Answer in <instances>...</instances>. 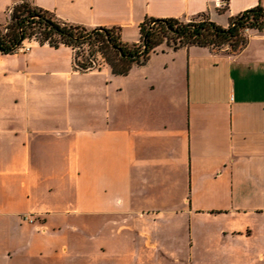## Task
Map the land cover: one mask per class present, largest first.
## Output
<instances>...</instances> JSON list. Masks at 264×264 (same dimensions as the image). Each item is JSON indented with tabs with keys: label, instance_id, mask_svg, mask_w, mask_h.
Wrapping results in <instances>:
<instances>
[{
	"label": "crops",
	"instance_id": "0c3cea01",
	"mask_svg": "<svg viewBox=\"0 0 264 264\" xmlns=\"http://www.w3.org/2000/svg\"><path fill=\"white\" fill-rule=\"evenodd\" d=\"M27 1L127 43L147 17L226 26L264 6ZM245 36L162 46L126 75L80 72L65 45L0 54V264H264V30Z\"/></svg>",
	"mask_w": 264,
	"mask_h": 264
},
{
	"label": "trees",
	"instance_id": "16d2710c",
	"mask_svg": "<svg viewBox=\"0 0 264 264\" xmlns=\"http://www.w3.org/2000/svg\"><path fill=\"white\" fill-rule=\"evenodd\" d=\"M248 29L264 30V6L257 5L232 17L223 26L205 15L188 21L179 18L147 17L140 24L138 42L123 41L120 27L90 28L64 21L53 12L22 0L10 9L9 17L0 24V54H15L27 40L57 48L73 50L74 68L88 72L101 68L98 55L112 73L126 75L134 65L145 64L163 44L177 50L199 46L240 51L247 43Z\"/></svg>",
	"mask_w": 264,
	"mask_h": 264
},
{
	"label": "rangeland",
	"instance_id": "374dc122",
	"mask_svg": "<svg viewBox=\"0 0 264 264\" xmlns=\"http://www.w3.org/2000/svg\"><path fill=\"white\" fill-rule=\"evenodd\" d=\"M9 17V16H8ZM8 19V18H7ZM4 23V22H3ZM2 24V23H1ZM40 44V43H38V41H36L35 39H32V40H27V41H25L24 42V45L26 46V45H28V46H30L31 47V45H33V44ZM45 44H47V43H45ZM42 45V44H41ZM49 45V44H48ZM163 47H168L166 44H163L162 45ZM161 46V47H162ZM227 46H223V48H226ZM169 48V47H168ZM20 52H25V51H18L17 53H20ZM98 61H99V64L101 65V67L103 66V65H105V62H104V60H103V58L101 57V55H98Z\"/></svg>",
	"mask_w": 264,
	"mask_h": 264
},
{
	"label": "built area",
	"instance_id": "2783aa9c",
	"mask_svg": "<svg viewBox=\"0 0 264 264\" xmlns=\"http://www.w3.org/2000/svg\"><path fill=\"white\" fill-rule=\"evenodd\" d=\"M222 5H224L225 4V2L223 1L222 3H221ZM31 49V47L30 46H28V45H24L22 48H21V51H25V52H27V51H29ZM32 221V220H31Z\"/></svg>",
	"mask_w": 264,
	"mask_h": 264
}]
</instances>
